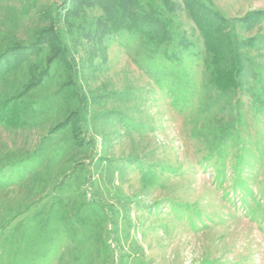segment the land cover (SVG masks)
I'll return each mask as SVG.
<instances>
[{
    "label": "rangeland",
    "instance_id": "rangeland-1",
    "mask_svg": "<svg viewBox=\"0 0 264 264\" xmlns=\"http://www.w3.org/2000/svg\"><path fill=\"white\" fill-rule=\"evenodd\" d=\"M203 2L234 33V89L211 85L183 8L170 16L187 49L126 31L100 46L72 42L54 14L64 0H0V52L55 23L74 62L48 66L44 44L0 77V100L28 108L19 127L0 121V264H264V0ZM77 10L87 26L101 16ZM37 66L47 74L26 92ZM75 112L77 138L50 131Z\"/></svg>",
    "mask_w": 264,
    "mask_h": 264
},
{
    "label": "trees",
    "instance_id": "trees-1",
    "mask_svg": "<svg viewBox=\"0 0 264 264\" xmlns=\"http://www.w3.org/2000/svg\"><path fill=\"white\" fill-rule=\"evenodd\" d=\"M148 1L144 3L142 0H64L66 3L64 14L61 15V12L56 10L54 14L58 20L61 18L66 20L69 30L72 31L73 35H77L76 38L72 39V42L78 41L80 36H84L88 41L101 46L105 38L111 33L126 31L138 33L148 43L161 46L169 44L174 41L175 37L177 38L170 15L183 8L191 15L196 28L199 30L204 49L212 54L211 85L223 91L238 86L237 76L234 73L241 71L240 52L236 48L237 42L233 39L234 33L231 34V31L230 33L222 32V28L227 24L216 11L207 6L203 0H181V3L176 0ZM95 6L101 9V16L87 26L88 22L84 17V12H77V8L84 10L86 7ZM71 17L73 18L69 20ZM49 27V30H45V28L39 30L40 33L35 34L34 40L29 44H19L0 52V77L4 75L6 70L19 65L27 55L41 51L44 44L49 47V52L45 57L48 66L53 60L62 61L68 67L74 64L73 60H68L70 55L69 44L58 32L55 23ZM177 39V44L181 48L187 49L191 46V42L185 36H179ZM237 41L241 43V41ZM166 56L170 59H176L172 54H166ZM40 67L31 69L30 81L26 83L28 85L25 89L26 92L38 86L47 74V66L45 68H43L44 66ZM74 72L75 76L79 73L77 70ZM73 83V78L69 77L64 84L69 86ZM78 89L77 91L70 89V93L78 98L81 105L85 106L88 103L87 97ZM19 97L15 95L0 100V121L7 126L19 127L23 123L20 115L26 113L28 108L23 101L18 100ZM77 115L78 112L71 113L69 118H66L63 123L53 126L50 131L54 132L65 128L67 124H71L73 134L77 138L76 131L78 129L73 125V119Z\"/></svg>",
    "mask_w": 264,
    "mask_h": 264
}]
</instances>
